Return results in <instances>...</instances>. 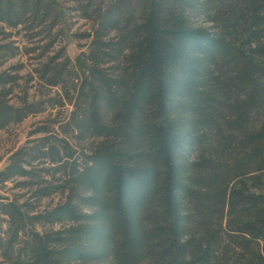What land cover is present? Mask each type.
<instances>
[{"label": "trees", "instance_id": "trees-1", "mask_svg": "<svg viewBox=\"0 0 264 264\" xmlns=\"http://www.w3.org/2000/svg\"><path fill=\"white\" fill-rule=\"evenodd\" d=\"M65 1L82 76L48 57L60 0H0V68L60 89L14 101L27 63L1 70L0 130L73 106L0 171V264H264V0Z\"/></svg>", "mask_w": 264, "mask_h": 264}, {"label": "rangeland", "instance_id": "rangeland-1", "mask_svg": "<svg viewBox=\"0 0 264 264\" xmlns=\"http://www.w3.org/2000/svg\"><path fill=\"white\" fill-rule=\"evenodd\" d=\"M60 7L62 8L63 16L61 17L58 27L55 29L59 34V41L56 47L48 54V57L56 55L62 48L65 53L61 56L58 61H65L66 57L72 62V66L78 75L82 76L84 72V67L87 62V55L90 51L91 38L88 36L92 32L93 21L86 19L83 15V10H81V4L67 2L65 0H60ZM202 23V20L199 21ZM46 40L43 41L45 43ZM22 58V60H21ZM43 61L47 60L42 59ZM24 61L26 64V69L22 70L20 74L23 76L15 84V100L19 101V97H23L26 92L30 95L31 101H40L48 97L56 96L60 89L50 88L41 82L35 72L32 81H29L32 65H37V62L33 60H28L26 56L17 57L9 60L0 71L8 68L10 65H15ZM30 62V63H29ZM33 63V64H31ZM77 80L70 79V84ZM73 106L69 103L66 104L64 108H58L55 110L49 109L44 113H39L36 115H31L24 121L18 124H12L4 129L0 130V171L3 170L9 163L10 156L14 150L19 146L23 145L28 140L29 132L35 129L40 122L45 119H56L57 114L60 112V117L58 120H66ZM52 114V115H51ZM15 182H9L3 190H0V194L11 196L12 194L18 193V189H13ZM60 199L59 195H53L50 198H46L41 202V209L51 207L57 203ZM51 226H47L50 228ZM58 227V226H56ZM42 230V227L39 226Z\"/></svg>", "mask_w": 264, "mask_h": 264}]
</instances>
